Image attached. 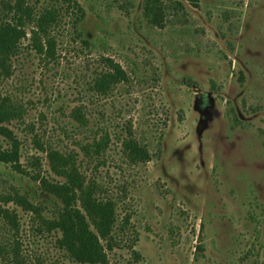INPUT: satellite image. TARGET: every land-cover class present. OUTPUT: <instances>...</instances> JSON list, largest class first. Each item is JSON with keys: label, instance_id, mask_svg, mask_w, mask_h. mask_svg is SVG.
<instances>
[{"label": "rangeland", "instance_id": "rangeland-1", "mask_svg": "<svg viewBox=\"0 0 264 264\" xmlns=\"http://www.w3.org/2000/svg\"><path fill=\"white\" fill-rule=\"evenodd\" d=\"M147 1L0 0V22L17 3L30 10L0 82V125L17 141L16 161L0 163V208L11 216L0 212V264H93L60 244L65 204L48 185L70 177L90 203L112 204L101 237L67 200L98 238L104 263L94 264H264V0H158V24ZM46 10L56 15L52 58L31 47ZM105 59L127 81L102 94ZM129 138L147 162L126 157Z\"/></svg>", "mask_w": 264, "mask_h": 264}, {"label": "trees", "instance_id": "trees-1", "mask_svg": "<svg viewBox=\"0 0 264 264\" xmlns=\"http://www.w3.org/2000/svg\"><path fill=\"white\" fill-rule=\"evenodd\" d=\"M145 9L153 24H158L162 21L163 8H161V3L158 0H148ZM16 13L17 14H14V17L11 18V21L0 22V82L10 77L12 72V60L17 56L20 43L27 35L25 20L30 18V10L28 7L17 3ZM55 20V12L46 10L36 19L35 29L30 30L32 49L37 54H43L47 58H52L54 56V40L48 37L47 28ZM42 37L44 39L43 45L40 41ZM104 62L106 70L100 74L94 83V89L102 94H106L117 84L127 81L126 73L119 64L110 59H105ZM6 100L9 99L0 96V102L3 103H0V124L8 121L9 108H7L5 104ZM0 135L8 139L11 143L10 150H3L0 144V163H11L13 160L16 161L13 157H17V141L12 136L11 132L1 125ZM107 139L108 138L104 136L95 143L97 153L104 151L107 145ZM122 148L125 151L126 157L131 162H147L150 158L147 150L132 138L126 139L122 143ZM44 183L45 186L48 185L47 182H43V184ZM48 187H52L54 190L53 195L61 199V202L65 204L64 209H62L59 214L58 222L56 223V226L62 232L60 244L65 246L73 257L80 262L88 261L93 264L104 263L102 258L103 255L99 248L98 238L89 230L85 215L77 208H71L67 200L72 199L73 201V199H75L81 202L88 217H90V219L92 217L95 219V226L101 237H105L109 234V228L112 223V217L110 216L112 204L110 202H106L108 204L103 203L106 204V206L102 208L103 204H100L97 200L90 203V198L88 196L83 197L85 190H83L74 177H70L66 185H60L58 187L48 185ZM74 188H76V191ZM77 192H79V194ZM1 199H3V201L12 200L25 209H32L29 202L18 196L15 198L10 196L7 198L2 197ZM0 212L7 220L10 219L9 217L11 216H9L8 211L0 208ZM85 257L88 259H84Z\"/></svg>", "mask_w": 264, "mask_h": 264}]
</instances>
